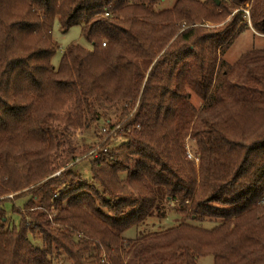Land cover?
I'll list each match as a JSON object with an SVG mask.
<instances>
[{
  "label": "trees",
  "instance_id": "16d2710c",
  "mask_svg": "<svg viewBox=\"0 0 264 264\" xmlns=\"http://www.w3.org/2000/svg\"><path fill=\"white\" fill-rule=\"evenodd\" d=\"M162 1L0 0V264H264V48L224 58L245 30L264 36V0ZM56 21L90 46L59 68ZM110 109L76 183L71 133ZM10 193L29 196L19 226ZM163 201L182 223L124 236Z\"/></svg>",
  "mask_w": 264,
  "mask_h": 264
},
{
  "label": "rangeland",
  "instance_id": "374dc122",
  "mask_svg": "<svg viewBox=\"0 0 264 264\" xmlns=\"http://www.w3.org/2000/svg\"><path fill=\"white\" fill-rule=\"evenodd\" d=\"M175 0H164L161 3H159L155 9H162V8H168L171 7L173 2ZM199 1H205V0H199ZM206 27H213L214 24L206 23ZM52 35L54 40L58 43L60 49L55 54V56L52 59V64L59 68L60 62L62 59V52L69 46L71 43L79 42L82 45L90 48L89 44L83 39L82 32H81V26H73L68 31L64 32L60 28V24L58 21H56L53 25ZM253 48H264V36H260L258 34H255L253 30L248 29L242 32L233 42L229 50L224 55V58L229 63H234L239 56H241L244 52L251 50ZM190 101L193 104V106L196 109H199L203 105V101L197 97L195 94L190 93ZM105 110V109H104ZM114 110V109H113ZM112 109L107 110L106 117H101L98 121H95L91 123L90 127L80 132V130L72 131L71 133V139H72V145L76 149V155L77 160L74 163H70L68 165V168L71 169L76 175L74 177V182H84L89 181L92 177V169H91V163L94 160V155L99 154V151H101L100 143L105 140H107L106 131L103 129V127H107V121H110V124L116 123L118 117L115 116V112H113ZM116 128L113 129H121L120 125L115 126ZM112 133V132H111ZM114 137L110 138L111 143L110 147H116L121 142L125 141L123 140V136L121 134H113ZM188 145V151H189V158L191 159L192 155L191 152H193V143L189 141L187 143ZM106 152L105 148L102 149V153L104 154ZM100 155V154H99ZM197 162V161H196ZM73 165V166H72ZM60 174V171H57L53 174V176H57ZM125 174H122V177ZM125 178V176H124ZM61 189H65V186H62ZM24 191V190H21ZM19 191V192H21ZM15 193H10L6 195V197H13ZM23 193H19L18 195H21ZM29 196L16 198L13 202L6 201L4 206L8 213V215L11 217L12 221L19 226L20 224V218L19 215L14 212V208L21 207L23 205V202H25L26 199H28ZM38 205V203H36ZM182 205L178 202H167L163 201L161 204L154 210L152 217L147 219L144 223L141 224L139 227H132L129 230H127L124 233V236L126 238H134L136 236H141L146 233H152V232H162L167 228L174 227L182 223L184 221V216L181 213ZM53 212V211H52ZM217 225L215 222H206L204 223L205 228H211L213 226ZM30 238L33 239V237L30 235ZM213 258L211 256H207L204 258L198 259V264H212Z\"/></svg>",
  "mask_w": 264,
  "mask_h": 264
},
{
  "label": "water",
  "instance_id": "95a60500",
  "mask_svg": "<svg viewBox=\"0 0 264 264\" xmlns=\"http://www.w3.org/2000/svg\"><path fill=\"white\" fill-rule=\"evenodd\" d=\"M217 5L220 4V0H214Z\"/></svg>",
  "mask_w": 264,
  "mask_h": 264
},
{
  "label": "built area",
  "instance_id": "2783aa9c",
  "mask_svg": "<svg viewBox=\"0 0 264 264\" xmlns=\"http://www.w3.org/2000/svg\"><path fill=\"white\" fill-rule=\"evenodd\" d=\"M104 45H105V43H104Z\"/></svg>",
  "mask_w": 264,
  "mask_h": 264
},
{
  "label": "crops",
  "instance_id": "0c3cea01",
  "mask_svg": "<svg viewBox=\"0 0 264 264\" xmlns=\"http://www.w3.org/2000/svg\"><path fill=\"white\" fill-rule=\"evenodd\" d=\"M252 30V29H251Z\"/></svg>",
  "mask_w": 264,
  "mask_h": 264
}]
</instances>
